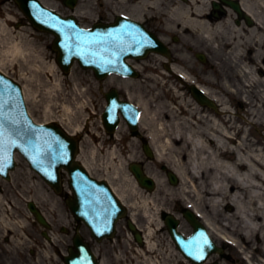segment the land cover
<instances>
[{"label":"bare ground","instance_id":"1","mask_svg":"<svg viewBox=\"0 0 264 264\" xmlns=\"http://www.w3.org/2000/svg\"><path fill=\"white\" fill-rule=\"evenodd\" d=\"M150 1H136L134 7L144 10L148 5L152 9H158V13L164 10L168 27L181 30L187 43L217 47L211 55L215 62L219 61L216 63L217 70L223 65H234L238 69V75L220 79L212 76L206 79L212 84L211 87L220 84L232 94L240 91L245 97L256 95L257 101L252 107L256 108L248 111V116L252 119L248 118V122L264 128V0H240L248 14L256 20L253 26L229 25L234 13L222 18L212 16L208 5L212 0ZM2 29L6 32L8 30L6 25L0 28ZM221 47L229 50L223 51ZM27 49L20 43H13L6 51L7 61L14 64L18 56L26 55ZM204 51L207 52L206 49ZM29 58H32L31 62L38 63L36 66L41 75L44 76L45 69H48L50 72L46 71L45 74L50 79L54 77L57 81L60 80L57 71L46 65L44 55L30 54ZM160 58L166 61L162 55ZM179 58L186 62L188 55L183 52ZM187 77L190 78L189 75ZM72 79L76 80L75 77ZM236 83L239 87H236ZM74 85L73 93L82 100L90 87L80 91L77 83ZM123 86L129 87L126 83ZM206 91L212 95L211 91ZM168 93L181 102L180 107L161 93L148 96V99L139 102L143 110L141 127L155 151L156 164H167L179 176L180 184L177 188L168 186L165 176L147 164L145 167L148 173L158 184L156 193L147 197L136 180L132 182L131 196L127 195L129 190L126 186L114 185V190L125 204L133 209L140 208L147 219L154 217L153 210L158 211L168 202L180 201L203 218L220 243L229 240L234 243L231 248L246 254L250 264H264V143L250 137L251 132L238 125V120L231 116L233 111L224 107L222 99L217 98L223 106L220 111L222 115H218L197 102L196 107L188 108L186 96L179 91ZM88 107L89 102L83 100L78 106H65L67 117L64 119L72 122L74 109L85 111ZM79 128L75 130L78 131ZM241 133L244 135L238 140L237 135ZM100 140L101 147L92 148L91 154L94 156L105 149L102 144L107 142L106 139L101 136ZM120 146L119 142L117 147ZM126 148L130 159L139 157L133 145H127ZM116 152L117 149L109 151L110 156L119 157ZM36 188L44 196L50 192L31 172H24L19 185L15 184L10 191L13 201L6 200V195L0 194V208L3 204L5 207L0 209L3 224L19 228V231L22 229L24 221L18 219L12 222L11 219L27 215H16L18 213L13 208L17 198L32 197ZM135 214L133 213V217ZM151 220L144 233V249L135 248L132 251L134 264H158L149 255L158 253V245L153 239L163 227L152 228L155 220ZM120 259L118 255L117 260ZM171 260L174 261L173 264H186V260L179 257L176 261L171 257ZM220 264L231 263L223 260Z\"/></svg>","mask_w":264,"mask_h":264},{"label":"rangeland","instance_id":"2","mask_svg":"<svg viewBox=\"0 0 264 264\" xmlns=\"http://www.w3.org/2000/svg\"><path fill=\"white\" fill-rule=\"evenodd\" d=\"M45 1L46 4L48 3V5L52 6V8L62 10L66 9L64 4L61 2H57L55 0ZM159 20H161L159 23V28L164 30L168 34H166L168 39L172 41L171 36H169V33L165 29L166 27L164 25V19H156L155 21ZM4 25L7 26L8 30L7 32L3 31V29L0 30V70L11 75L13 78L17 79L24 86H26L30 96L29 107L35 119L39 122L59 121L63 123V125L68 128V130H70V127H72V129L77 127L82 128L84 127V125H87L89 129L87 133L90 135L85 136V139L82 142L83 153L81 154V157L87 163H89V165L91 166V172L94 175L98 176L99 178H108L114 183V185L119 184L121 187L126 186L129 190L127 195L131 196L132 182L129 180V175L131 174V172L129 171L128 164L132 160L129 161V159H123L121 157H118L114 158V162H112V156H110V153L105 151H103L104 153H98L96 156L91 154L93 146H96L97 148L99 147L98 143H100V141H98L96 138L98 134H104L108 141L110 140V142L106 145L107 148H109L110 150L114 148V137L112 136L110 138L108 134H105L106 132L101 126V113L105 105L102 90L106 91L112 85L108 83V81H105L103 87H100L101 85L96 80L93 72L91 70L82 69L79 65H75L73 71L70 74H64L60 67L57 65V54L51 48L52 42L54 40L53 36L51 34L40 32L35 29L34 26L29 22L27 17L22 14V11L14 1H9L7 2V4H3V6L0 8V28H3ZM13 43H20V45L28 47L26 55L18 56L14 64L7 61L8 56L6 55V53H8L6 51L11 48ZM174 43V47L180 45L181 49L183 48V44L181 45L180 41L175 44ZM30 54L37 56L39 54L44 55L46 65L49 68H52L57 71L60 80L57 81L54 77L50 79V77L45 74L46 71L50 72L48 69H45L44 76L43 74L41 75V72L38 71V68L36 66V64L38 63H36L35 61H30L32 60V58H29ZM193 59L196 61V58L194 56ZM2 62H5L6 64H2ZM149 62L156 63L157 65H159V63L157 61L155 62L154 60ZM56 65L57 67H55ZM211 65V61H209L208 65L206 66L199 65V70L202 72V68L204 67L206 69H211ZM162 70L163 69L161 68L158 72L160 73V76H162ZM208 72H212V70H209ZM222 73L225 75H229L230 70L223 67ZM148 74L149 72L146 71L145 74H141L139 79H136L131 82L130 85H132L130 89H125L122 87L123 83H125L126 81L121 80V82L117 81L113 83L118 85L117 88L124 96L129 95V90L132 101L138 102L139 100H146L148 99V96H153L154 94H156H151L150 92H148V89H150L152 85L156 86L157 84L152 83L150 79L146 77V75ZM155 75L159 76L158 74ZM73 77H75V81L72 79ZM157 78L158 80H161L159 77ZM171 80L175 81L173 78H171ZM75 83H77V88L80 90H85L86 88L90 87L89 92L82 96L83 101L89 102V110L83 111L82 109H74V111H72L73 121L69 124L68 119L64 120V118L67 117V110L65 109V106L73 107L74 104L78 106L79 102H82V100L79 97H76L73 93V91L75 90ZM100 88H102V90ZM257 96L259 97V95ZM258 104L259 103H257V105ZM231 109L234 111L231 116L238 120V124H244V126H247V128H252L250 137L255 140H259L260 143H264V136L261 134L262 132L264 133L263 128L261 126H259L258 128V126L252 125L247 122L248 118L252 120L248 116V111L252 109H235L233 106L231 107ZM236 112H238L239 114H236ZM89 116H91V118H89ZM125 130L129 129L124 124L120 131L124 132ZM241 135L243 136L244 134ZM118 136L121 137V135L119 134ZM140 137L141 131L138 132V136L129 137L127 133V135L122 138L125 140H129L130 145L134 144V146H136L137 150L139 151L138 154L141 155V158L135 159L134 161H143V163L149 164L150 167H153V169H155L159 173H164L162 170V165H157L155 160L148 158L144 153L142 143L139 142ZM91 138H94L93 142ZM123 142L125 141L123 140ZM113 163L115 166L113 165ZM27 170L30 169L24 158L18 157L17 168L13 171L10 182H7L0 178V192L4 193L9 198L8 190L10 188L12 189L15 183L19 184L23 171L26 172ZM38 191L39 190L37 189V192L35 193L36 197H40ZM144 195L148 197L153 194L149 195V193L144 191ZM17 205L20 209L25 208V202H22L21 200L17 199ZM182 207L183 206L176 203H172L171 205H169V208H171L173 212H175L173 210L174 208L175 210L183 209ZM129 211L131 214L133 212H136L135 218L142 228L148 227L150 222L147 220V218L143 214L144 212L140 208H136L133 210L129 207ZM153 212L155 214L154 217L151 218L155 220L153 227L159 229L161 223L158 211L153 210ZM16 219L17 217L13 220ZM65 220V218H62V216L59 215L58 219H54V222L59 225L62 224ZM69 223L71 224V226L74 225L71 214H69ZM2 230H4V228H2ZM182 230L185 231L186 234L192 232V227L184 219ZM153 241L156 245H158L159 249L158 253H155L153 257L158 258L157 260L160 261L159 264H172L174 261L171 260V257H182L180 251L175 247L174 243L172 242L168 230H159ZM137 245L139 244L134 240L132 234L129 233V231L127 230L124 221H121L119 224V233L116 239H114L113 241L105 240L100 244H97L98 247H101V253L106 257V264H119L114 259L115 252H119L123 258H126L128 260L127 264H133L129 257L130 251L132 250L133 246L139 247ZM222 247L224 253L222 255L223 259L227 255H229L230 257H233L232 259H234L232 260V262L230 261L231 264H248L246 261L242 260V258H240V256H238L237 253L228 246ZM171 254L173 256L170 257ZM237 259L239 260L236 261ZM125 262L126 260H123V262H121L120 264H124ZM220 262L221 260L218 259V254H213L207 261V264H220Z\"/></svg>","mask_w":264,"mask_h":264},{"label":"water","instance_id":"3","mask_svg":"<svg viewBox=\"0 0 264 264\" xmlns=\"http://www.w3.org/2000/svg\"><path fill=\"white\" fill-rule=\"evenodd\" d=\"M20 4H21V6L23 7V8H25V3L23 2V1H20ZM56 43H57V41H56ZM61 52V51H60ZM62 57H63V53L60 55V58H59V60L60 61H62L61 59H62ZM64 63V62H63ZM65 64V63H64ZM65 69L66 70H68V66L67 65H65ZM56 130H58V131H61L62 132V130L60 129V128H56ZM63 133V132H62ZM71 141H72V143H71V145H70V147H71V149L73 150V152H75L76 151V143H75V141H73L72 139H71ZM74 155V154H73ZM61 165H65L69 170H70V172L71 173H78V171H76V169L78 168V169H80L81 171H83V168L78 164V163H76V162H74V160H69L68 162H65V163H61ZM59 168V167H58ZM57 171H58V169H57ZM59 172V171H58ZM137 174H138V176L139 177H141V173L139 172V171H137ZM71 207L74 209V210H76V209H78L79 208V199H78V197L75 199V200H73L71 203Z\"/></svg>","mask_w":264,"mask_h":264},{"label":"flooded vegetation","instance_id":"4","mask_svg":"<svg viewBox=\"0 0 264 264\" xmlns=\"http://www.w3.org/2000/svg\"><path fill=\"white\" fill-rule=\"evenodd\" d=\"M108 7L110 8V6ZM109 8H106L104 12L99 13L100 21H110L111 19L116 17L115 12L111 8L110 9ZM17 257L20 261V264H28L26 256L24 257L22 252L17 251ZM3 258L6 259V258H11V257L8 254H3V252L0 251V264H4Z\"/></svg>","mask_w":264,"mask_h":264},{"label":"snow or ice","instance_id":"5","mask_svg":"<svg viewBox=\"0 0 264 264\" xmlns=\"http://www.w3.org/2000/svg\"><path fill=\"white\" fill-rule=\"evenodd\" d=\"M69 27L71 28L72 26L71 25H69ZM0 107H2V105H0ZM113 107H115V105H113ZM0 115H2V113H0ZM3 164V161H0V165H2ZM3 170V168H2V166H0V171H2Z\"/></svg>","mask_w":264,"mask_h":264}]
</instances>
